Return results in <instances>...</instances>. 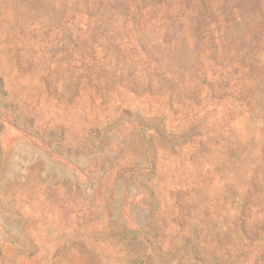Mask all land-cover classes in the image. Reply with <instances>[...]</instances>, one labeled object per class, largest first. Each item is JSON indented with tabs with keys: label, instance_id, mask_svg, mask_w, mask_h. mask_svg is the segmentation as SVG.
I'll return each mask as SVG.
<instances>
[{
	"label": "rangeland",
	"instance_id": "374dc122",
	"mask_svg": "<svg viewBox=\"0 0 264 264\" xmlns=\"http://www.w3.org/2000/svg\"><path fill=\"white\" fill-rule=\"evenodd\" d=\"M0 264H264V0H0Z\"/></svg>",
	"mask_w": 264,
	"mask_h": 264
},
{
	"label": "trees",
	"instance_id": "16d2710c",
	"mask_svg": "<svg viewBox=\"0 0 264 264\" xmlns=\"http://www.w3.org/2000/svg\"><path fill=\"white\" fill-rule=\"evenodd\" d=\"M137 123L139 124V126H142L141 129H135L139 134H141L142 136H144L145 132L151 128V125L149 123H145L141 120L137 119Z\"/></svg>",
	"mask_w": 264,
	"mask_h": 264
}]
</instances>
